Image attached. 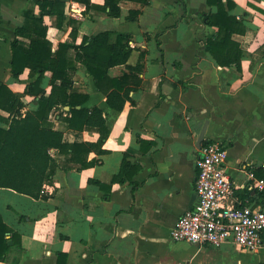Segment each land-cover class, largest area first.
<instances>
[{
    "label": "crops",
    "instance_id": "obj_1",
    "mask_svg": "<svg viewBox=\"0 0 264 264\" xmlns=\"http://www.w3.org/2000/svg\"><path fill=\"white\" fill-rule=\"evenodd\" d=\"M62 1L65 14L78 25L71 36L72 28L60 30L54 17L45 16L53 50L64 42L79 45L99 32L109 31L114 39L127 34L134 48L128 64L136 66L144 54L141 86L116 111L86 67L77 64L74 90L89 96L85 107L104 111L110 130L104 153L93 150L73 158L52 150L57 169L38 197L0 188V215L12 230L0 264L264 263V249L249 252L231 243L217 249L171 237L179 218L197 206L198 159L207 141H221L228 149L234 204L264 210V190L253 188L264 180V0H234L233 14L247 28L234 35L244 52L240 71L217 65L206 51L205 41L217 32L201 18L214 11L207 0H150L148 5L123 0L120 17L102 10L105 0H90L95 7L89 10L74 0ZM28 9L40 14L32 0H0V82L23 94V113L37 105L24 94L32 82L29 70L19 78L12 74L11 43L26 24ZM137 10L139 16L131 18ZM18 39L28 47V38ZM131 73L126 66L109 70L113 78ZM50 78L46 73L47 95ZM61 116L71 117L69 107L50 115L65 143L99 141L97 132L68 129ZM9 117L0 110L2 128H8ZM125 157L140 169L131 180L115 183Z\"/></svg>",
    "mask_w": 264,
    "mask_h": 264
},
{
    "label": "trees",
    "instance_id": "obj_2",
    "mask_svg": "<svg viewBox=\"0 0 264 264\" xmlns=\"http://www.w3.org/2000/svg\"><path fill=\"white\" fill-rule=\"evenodd\" d=\"M85 4L87 10L90 0H74ZM123 0H105L102 10L111 17H120V3ZM148 5L150 0H130ZM39 6L40 14L33 9L24 12L26 24L17 30V38L11 43L12 74L19 78L29 70L32 79L25 90L26 95L36 100L37 108L23 113L25 104L23 94L13 92L0 82V110L10 114L8 128L0 126V188H8L18 193L38 197L45 183H50L56 172L57 162L51 151L71 154L72 157L90 153L93 150L104 153L102 146L109 137L110 130L99 107H85L89 100L86 94L74 90L73 77L77 64L84 65L94 78L97 89L106 96L107 104L121 112L127 102L131 101L130 93L141 86L139 73L143 70L142 54L136 66L129 65L134 48L130 45L131 37L118 34L116 38L109 31L99 32L84 37L81 44L60 43L53 50V43L48 39V27L44 18L49 15L55 18L60 30L72 28L71 36L77 30L78 22L65 14V2L62 0H32ZM214 11L201 14L203 22L217 29L213 37L205 41L206 51L217 65L222 67L236 66L241 70L244 52L234 35H243L247 28L243 20L233 14L237 5L234 0H207ZM140 11H131L130 17L139 16ZM18 36L29 39L28 47L23 45ZM160 44V43H159ZM117 66H126L132 73L113 78L109 70ZM51 73L48 82L50 92L47 95L44 87L45 74ZM69 107L71 117L61 120L68 129L77 131H94L100 134L99 141L93 143L67 144L64 134L54 129L50 121L53 110ZM91 164H84L83 167ZM140 169L125 157L120 173L113 178L115 183L131 180ZM12 230L4 223L0 215V261L10 249L7 237ZM264 264V263H261Z\"/></svg>",
    "mask_w": 264,
    "mask_h": 264
},
{
    "label": "built area",
    "instance_id": "obj_3",
    "mask_svg": "<svg viewBox=\"0 0 264 264\" xmlns=\"http://www.w3.org/2000/svg\"><path fill=\"white\" fill-rule=\"evenodd\" d=\"M228 149L207 141L198 159V198L194 210L183 214L171 231L175 242L221 248L231 243L249 252L264 249V210L234 204V187L226 173ZM253 188L264 190V180Z\"/></svg>",
    "mask_w": 264,
    "mask_h": 264
},
{
    "label": "water",
    "instance_id": "obj_4",
    "mask_svg": "<svg viewBox=\"0 0 264 264\" xmlns=\"http://www.w3.org/2000/svg\"><path fill=\"white\" fill-rule=\"evenodd\" d=\"M207 126H208V121H206L202 131H201V134H200V137H199V140H198V144H197V147L198 148H201L202 146V143L204 141V137H205V132H206V129H207Z\"/></svg>",
    "mask_w": 264,
    "mask_h": 264
}]
</instances>
